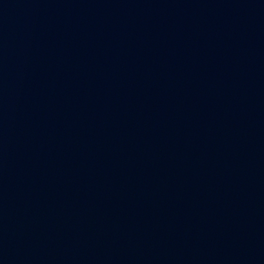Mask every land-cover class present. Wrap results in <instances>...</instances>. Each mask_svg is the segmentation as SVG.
<instances>
[{"label":"water","instance_id":"1","mask_svg":"<svg viewBox=\"0 0 264 264\" xmlns=\"http://www.w3.org/2000/svg\"><path fill=\"white\" fill-rule=\"evenodd\" d=\"M0 264H264V0H0Z\"/></svg>","mask_w":264,"mask_h":264}]
</instances>
